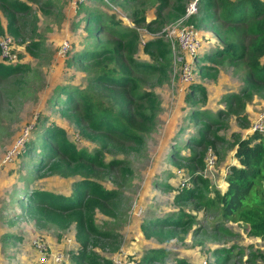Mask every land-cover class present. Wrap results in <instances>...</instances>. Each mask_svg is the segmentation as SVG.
Returning <instances> with one entry per match:
<instances>
[{
    "label": "rangeland",
    "instance_id": "rangeland-1",
    "mask_svg": "<svg viewBox=\"0 0 264 264\" xmlns=\"http://www.w3.org/2000/svg\"><path fill=\"white\" fill-rule=\"evenodd\" d=\"M43 1H25L37 18L36 30L42 35L41 47H29L27 52L23 45H17L15 38L10 36L15 44L13 52L29 65L31 75H10L5 80H0V264H32L36 258L32 241L36 240L51 248H62L69 254L76 252L79 246L76 239L79 235L73 222L60 226L47 220L38 221L24 209L26 195L31 190L70 194L71 185L76 180L49 173V166L33 172L32 166L37 157L20 156L23 145L34 136L36 128H31L35 127L32 123L37 116H49L45 123L54 121L62 126L67 140L74 147L86 148L88 151L96 147L68 119L66 111L63 112L61 107L50 108L46 101L52 87L60 79L80 87L87 82L80 67L72 65L68 69L64 66L65 58L71 52V42L75 44L83 41L84 36L80 28L73 31L70 26L75 19L76 0H56L53 7L41 4ZM86 1L119 17L123 27L135 30L136 51L131 52L132 60L148 63L161 60L158 53L142 49L146 41L156 39L161 40L165 48H169L170 58L168 66L159 74L139 76L133 72L139 86L154 94L158 103L156 113L145 130L137 132L138 140L132 144L131 149L120 146L121 152H117L116 148L102 155L103 161L114 156L126 161L124 174L103 173L101 179L97 180L106 189L116 193V206L111 216L96 212L95 223L102 230L113 231L118 237L105 240L96 235L86 237L80 234L87 238L86 247L95 251L98 256L109 259L115 258L119 253L126 256L125 253L130 252H134L139 259L146 251L161 249L164 254L161 261L149 264H172L175 257L184 259L188 264H199L202 259L209 264H263L264 259L252 255L264 254V236L250 234L246 223L221 218L216 209L211 206L203 207L194 196L175 201V194L180 189L190 188L192 185L187 182L185 170L173 165L171 161L184 163L183 158L191 154V149L196 152L200 150L197 145L190 147L187 141L197 135L198 128L205 122L192 121L187 122V125L182 120L190 111L183 101L189 91L186 86H198L191 106L215 117L226 111L223 95L239 93L242 67L233 66L225 60L220 63L215 62V59L199 62L198 56L221 45L213 27L207 30L193 27L201 39L199 50L194 55H186L179 47L177 35L186 26H190L185 17V6L189 0L181 3L178 0H163L162 6L159 5L160 0H145L143 4H137L133 8L131 5L127 9L113 0H103L101 4L94 0ZM178 3L183 5L182 11L174 7ZM4 6L0 1V17ZM23 17L18 12L10 16L13 21L10 29L19 25ZM133 18L143 20L135 23ZM155 19H160L161 23ZM5 26V19L0 18V27L4 29ZM25 40L26 43L29 42V39ZM64 45L66 48L62 50ZM261 59L262 64L264 57ZM184 65L191 69L186 76L182 74ZM199 65L203 68H198ZM243 114L246 122L240 118ZM258 117H262L264 121V98L256 96L244 102L243 111L238 116H220L221 124L215 130L217 160L213 158L209 161V156L208 161L206 160L208 153L212 155L211 149H207L202 156L204 168L196 171L197 175L206 180V191L198 184L200 191L207 195L205 197L211 196L212 189L223 191L228 168L237 164L233 142L236 138L244 139L248 133L253 132L250 130L251 125ZM174 151L178 153L176 156L173 155ZM203 200L204 198L201 199ZM178 211H183L185 220L174 230L172 227L163 228L159 239L155 235L146 236L141 232V225H146L150 218L175 216ZM6 234H13L18 238L4 240ZM117 243L115 251L109 250Z\"/></svg>",
    "mask_w": 264,
    "mask_h": 264
},
{
    "label": "trees",
    "instance_id": "trees-1",
    "mask_svg": "<svg viewBox=\"0 0 264 264\" xmlns=\"http://www.w3.org/2000/svg\"><path fill=\"white\" fill-rule=\"evenodd\" d=\"M4 3L1 8L5 19V28L0 27V36H13L17 45L39 49L42 45V35L36 30L37 18L31 12V7L25 1L35 3L38 0H0ZM56 0H44L41 4L53 7ZM103 3V0H94ZM118 1L123 9L143 4L145 0H113ZM129 1V3H127ZM180 3L183 0H178ZM127 3V4H126ZM164 4L163 0L159 5ZM75 19L71 29L78 28L83 32V41L71 42V52L64 61L65 68L72 65L80 67L86 77L83 87L72 85L64 79L58 80L52 87L50 97L46 101L50 108L61 107L68 113V119L74 123L79 132L86 139L94 142L96 147L91 151L86 148H76L67 140L65 130L54 121L45 123L49 116L42 118L39 114L32 124L31 130L36 128L34 136L23 145L20 156H36L32 171H38L45 166L48 172L62 178H76L71 185L70 194L52 193L42 189L31 190L26 195L25 211L35 216L38 221L47 220L49 223H58L65 226L71 222L75 224L78 241L76 252L71 254L61 248L68 255V264H113L111 259L98 256L95 251L86 247L87 238L80 236H98L108 240L117 238L113 231L97 226L94 219L96 212L111 216L116 206V193L106 189L98 182L102 174L125 172V160L111 157L102 160V155L112 152L120 146L130 148L137 142L138 133L145 130V126L156 113L158 103L152 91L142 89L139 76L159 74L169 64V48H165L161 40L146 41L142 46L144 51L158 53L161 60L153 63L134 61L131 52L136 51L133 28L123 27L122 21L113 13H106L86 0L75 1ZM174 7L182 11L183 5ZM24 15L19 25L10 29L14 13ZM6 17L8 18L6 20ZM10 19V20H9ZM143 19L136 20L135 23ZM188 27L207 30L214 28L221 42L219 47L198 56L199 62L215 59V62L227 61L233 66L242 67L241 88L239 93L223 95L226 111L211 117L206 111L194 109L191 106L196 96L197 85L190 84L188 93L183 101L189 106L186 113L187 122L205 121L196 136L188 139L187 144L197 145L200 150L191 149V154L183 158L184 163L172 160L173 165L185 170L187 182L192 186L182 188L175 194V201L186 200L194 196L203 207H213L221 218L246 223L250 234L264 236V134L259 130L248 133L244 139L238 137L233 142L234 156L237 164L230 166L225 175L223 191L212 189L211 196L205 197L200 191V184L204 191L208 189L206 180L197 175L196 171L204 168L202 156L207 149H211L212 158L217 155L215 150L216 128L221 124L220 116L229 114L239 115L243 111L246 100L252 96L264 98V0H197L196 10L186 18ZM161 23L160 19H155ZM160 25V24H159ZM12 38V37H11ZM26 39L29 42L26 43ZM11 50L14 51L13 41ZM25 40V41H24ZM15 46V44H14ZM155 59V58H152ZM198 61L196 60V64ZM200 63V64H201ZM203 68L199 65L198 68ZM31 75L29 65L16 57L12 62L0 60V80L10 75ZM186 88V89H187ZM196 118V119H195ZM241 120L246 122L245 114ZM188 125V124H187ZM26 140V138H25ZM120 147V148H118ZM174 148V147H172ZM175 150H177L175 148ZM19 154V153H18ZM177 151L173 155H177ZM217 160V159H216ZM35 176V175H34ZM204 198L203 201L201 199ZM52 214V217H51ZM183 211L175 216L150 218L147 224L141 225V232L155 235L163 228H171L182 224L185 220ZM17 236L6 234L4 240ZM118 243L109 248L115 251ZM253 257L264 259V254L255 253ZM164 257L161 249H152L144 252L138 259V264H149L161 261ZM219 261H222L219 258ZM254 262L253 259H251ZM172 264H188L184 259L175 257ZM262 264V263H259ZM264 264V263H263Z\"/></svg>",
    "mask_w": 264,
    "mask_h": 264
},
{
    "label": "built area",
    "instance_id": "built-area-1",
    "mask_svg": "<svg viewBox=\"0 0 264 264\" xmlns=\"http://www.w3.org/2000/svg\"><path fill=\"white\" fill-rule=\"evenodd\" d=\"M197 0H189L185 6V17L192 14L196 10ZM12 38L9 35L0 36V60L3 62H12L16 58V54L11 50ZM177 43L181 49L187 54L194 55L201 45V39L198 32L186 26L177 35ZM66 48L64 45L63 49ZM188 63V62H187ZM190 68L184 65L182 74L186 76L190 72ZM251 131L259 130L264 134V121L262 117H258L251 125ZM213 160L210 153L207 154L206 160ZM34 250L36 251V258L32 264H68V255L62 251L61 248H51L40 240L32 241ZM128 252V251H127ZM126 256L120 253L115 258L111 259L113 264H138V258L134 255V252L125 253ZM199 264H209L206 260L202 259Z\"/></svg>",
    "mask_w": 264,
    "mask_h": 264
}]
</instances>
